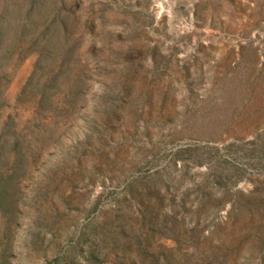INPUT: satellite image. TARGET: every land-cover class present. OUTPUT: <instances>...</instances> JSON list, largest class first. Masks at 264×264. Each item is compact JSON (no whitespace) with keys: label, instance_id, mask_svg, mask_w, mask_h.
<instances>
[{"label":"rangeland","instance_id":"1","mask_svg":"<svg viewBox=\"0 0 264 264\" xmlns=\"http://www.w3.org/2000/svg\"><path fill=\"white\" fill-rule=\"evenodd\" d=\"M0 264H264V0H0Z\"/></svg>","mask_w":264,"mask_h":264}]
</instances>
